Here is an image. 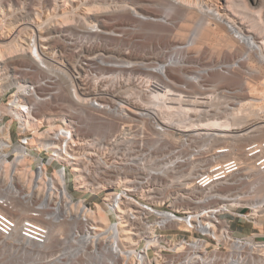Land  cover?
Listing matches in <instances>:
<instances>
[{
    "label": "built area",
    "instance_id": "1",
    "mask_svg": "<svg viewBox=\"0 0 264 264\" xmlns=\"http://www.w3.org/2000/svg\"><path fill=\"white\" fill-rule=\"evenodd\" d=\"M229 27L249 48L237 25ZM86 29L101 37L97 24L64 31L68 52L54 41L62 31L50 27L51 36L42 40L34 25L23 42L28 59L10 66L4 78L12 84L0 94V135L7 129L17 151L4 147L0 177L3 161H10V179L20 189L13 199L28 213L18 223L12 199L2 196L13 192L0 193V246L15 234L45 245L49 230L40 223L54 221L40 215L45 209L73 224L75 241H87L85 256L71 249L74 264L82 256L97 264H264V236L257 238L253 226L264 213V138L245 144L241 162L224 158L223 144L163 134L169 126L151 111L150 93L163 89L150 76L151 61L135 65L97 39L81 40ZM200 66L194 61L185 68ZM205 78L200 93L184 89L189 108L209 110L212 90L235 95L210 89V76ZM18 153L34 159L25 161L26 174L18 170ZM28 187L36 190L34 199L25 198ZM43 197L47 205L41 208ZM96 203L110 218L106 227L92 219L98 218Z\"/></svg>",
    "mask_w": 264,
    "mask_h": 264
},
{
    "label": "bare ground",
    "instance_id": "2",
    "mask_svg": "<svg viewBox=\"0 0 264 264\" xmlns=\"http://www.w3.org/2000/svg\"><path fill=\"white\" fill-rule=\"evenodd\" d=\"M16 1H18V3L14 4L12 3V0H0V94H3L5 90H7L8 87L12 84V81H9L7 84H4V78L6 76L7 71H9V67L17 66V64H19L17 63V61L19 60L28 59L26 58V55H24L26 47L23 42L25 41V35H29L32 31V27L30 26L31 24H34L35 28L39 30L38 33L42 40L48 38V36H51L50 32L48 31L50 28L49 25L57 27L60 31L63 32V34L59 36V38L56 37L54 39L55 44H58L59 46L63 47V49L68 52L71 50V48H68L66 44H64L63 37L64 31L66 32L73 30V28L64 27L68 26V24H73L74 20V18L68 17L67 9L66 11L63 10L62 13L58 15L54 14L55 7H47L46 11L48 16L46 18L53 19L54 15H57L60 20L59 22H57L58 20L55 19L57 22L56 24H54L53 22L42 24V22H40V19H37L39 18V16H41L40 14H42V12L40 9H38V6L36 5L34 9L35 13H32L36 16L34 17V19H32V21H20L22 18L26 19L25 17L20 15L21 17L16 18L14 23V21L11 20V18L9 17L18 14L23 15L25 13H31L24 9L26 3L23 0ZM71 1L64 0V3H68ZM99 1H90L91 5L89 7H87V5V8L85 7L86 19L83 18V20H85V25H83L86 27L87 25L89 26L97 24L100 27L102 33L101 37H96L87 29V33L85 32L84 37H87L88 41L90 39H97L98 41L106 45V51H108L109 53L114 52L118 54L121 59H134L136 61L134 63L135 65L142 64L143 62L141 63L140 61L145 59H149L151 61L150 76L155 81H157L159 85L163 88L162 90H157L153 91V93H150L151 111L154 113H158L161 116L163 122L169 126V129L164 131L163 134H175L177 136L188 135V137L193 138L191 139V144H197L198 141L208 146H216L218 144H223V146L228 147V151L223 156L224 158L233 157L241 162H244V157L246 154L244 149L245 144L264 138V108L262 107L261 110H259L260 112L258 111L259 113L251 112L252 110H257L261 106L262 102L264 101V96H251L250 94H247V90L246 95L244 97L239 96L237 93L240 92V89L228 86L224 89H228L235 95L230 96L226 94V92L215 94L214 90H212V94L208 93L211 97L210 109L206 110L200 107H195L193 109L189 108L188 105H185L187 101L184 99L183 94H185L184 89L186 88L187 92L190 94L200 93V91L203 89V86L206 85L205 76H211L213 72H217L216 70L221 68L222 66L233 68V71L237 70L239 72H242L247 78H249V76L254 71H259V73L262 71V67L258 66L257 68H254V66L251 65L252 63L249 65L248 62L252 59V55H254L258 58L260 64L264 63V38L259 39L257 36H255V34L250 32V30L244 28L242 23H239V21L229 16L227 12H229L231 9H234V11H236L237 8L241 6H249L251 12L261 20V25L264 27V0H261L260 5L254 7L250 5L249 0H225V6L219 4L218 1L215 2V0H101L102 3L101 1ZM5 2L10 5V9H12L13 7H17L19 8V10L12 9L13 13L8 15L5 12V7L3 6ZM21 3L24 5L21 6ZM17 4L19 6H17ZM160 5L165 6H163L161 9ZM109 8L115 9L114 11L118 10L122 12L124 11L128 14L130 13V15L136 18V21L142 23L147 22L148 26L149 24L151 25V21H162L160 17L161 15L169 16L168 19H171V21H173L178 26L176 32H171V35H173L172 38L176 39V41L180 39L182 41L176 43L174 42L175 44L174 46H172V50L170 51L171 54L169 55L168 59H166L165 56L157 57L151 56V54L137 55L134 53V50L130 48H128L127 50L121 49L117 51L108 45L106 38H121L125 32L127 33V31L129 30L130 32H132V29L134 31V28H132L133 26H130L133 25L134 22L133 24L130 23L131 21L129 23L127 22L126 24L128 25L119 24L118 28L115 29H105L107 28V26L105 25H109V23L107 22L108 19L107 21L105 19L101 20L98 14L99 12L109 11ZM155 8L160 9L156 10ZM224 9L229 11L224 12ZM71 16L73 17V15ZM135 18L133 19L135 20ZM8 20L11 21L9 23H6V21ZM27 23H29L30 25ZM229 23L230 25H237L240 34H242L243 37H246V41L250 46L249 48L246 47L244 43L241 42L240 39L235 36V33H233L231 29H229ZM194 24H199L200 26L199 30L193 32L195 36L192 37L195 40L192 38L191 39L194 42L190 39L184 40L188 36L189 30H191L190 27ZM263 27H261V29ZM196 28L198 29V27H195V30ZM112 30L118 31V34L115 35ZM187 38H189V36ZM251 38L253 41H249ZM200 41L214 42L215 46L212 47L211 52H214V54L217 53L216 55L218 56L221 55L223 46L227 48H233L236 42V44H238V46L242 49V54H240L237 59H234L232 61H224L225 63L220 61L211 62V64L210 62L207 64L203 63V65L200 66V69L198 71H190L185 68L186 66H189V64H191L189 61H187L189 59L188 55H183L182 57H180L177 56V54L189 52V50L191 49L190 46L193 43H196L195 45L196 47H198L199 45L197 43L200 44ZM139 59L140 61H138ZM240 59H242L243 61L246 60V65H238ZM171 67L179 68L180 72L176 71L175 69L173 70ZM177 73H179V75L181 76L180 81L176 79L175 75H177ZM210 81V83L213 85L212 87H210V89H213L214 86L219 85L218 83L214 82L211 77ZM231 100L233 105L231 103ZM66 102L69 103L70 101ZM228 102L231 103V106H228ZM9 125H11L12 128L14 127L15 122L11 121V124ZM39 126L40 123L35 124L32 128L36 129ZM97 127H101V125ZM9 133L10 132L7 133V129H4L3 134L0 135V155L5 152V148L8 150L9 153L17 151V147L14 146L15 141L13 135ZM30 142H33V139H31ZM10 145L12 146L10 147ZM33 160V157L20 156L18 153L17 158H15V161L18 163L17 167L19 172L21 174H26L28 171V165L25 163V161L31 162ZM11 165L12 164L10 163V161H3L2 167L4 168L2 170L4 174H2L3 180L1 179V176L0 181H3L4 184L0 187V193L2 194L3 190L6 189H8L10 192H13L12 194H5V192L2 194V196H7L12 199V203L17 208V210L14 212L19 213L17 217L13 216L14 213H11V215L15 217L14 219H16V221L19 223V219H23L19 218V216L28 213V209L26 206H23L20 203L17 204V200L13 199L14 194L20 192V189L14 187L10 179L9 170ZM247 166L249 169L254 168L251 164ZM55 174H57L58 179H60V174H58L57 172H55ZM35 193V189L28 187L24 191V196L26 199H34ZM108 193H106V196L104 198L105 201L109 200L110 196ZM46 202L47 198L43 197L38 203L39 206L43 208L45 205H47ZM96 205L99 209L98 218L92 219L98 222L100 228L106 227L109 224L110 218H108V215L104 211L101 204L96 203ZM187 208L191 209L192 207ZM57 214L58 213L56 211H47L45 209L40 210V215L50 216L54 219L53 222L47 223L46 218L45 221H41L42 223L39 222L44 227H47L49 230L48 240L45 245L39 246L33 243L29 244L27 241H24L19 235L15 234L10 240L6 241L7 243L1 244L0 254H17L18 257L19 255L23 254L24 257L20 256V258L23 257V260L21 262H17L19 261V259L15 257L18 259H16L17 261L15 260L16 263L20 264H74L75 259L72 258V254L70 252L71 249L80 248L81 252L85 256L86 250L84 249V247L87 245V241H75L72 236L73 224L67 220L60 222L59 220H57L60 219L57 218ZM258 216L253 226L258 228L257 232L254 233H257L255 235L257 236V238H260L264 236V213L262 214L259 212ZM99 227H97L96 232H99L101 230ZM97 243L98 242H96V244ZM55 248H58V251L60 252H54ZM94 251L97 252V255L99 257L102 256L100 250H98V246L95 247ZM84 260L85 259L82 256L81 264H97V262L85 263Z\"/></svg>",
    "mask_w": 264,
    "mask_h": 264
},
{
    "label": "rangeland",
    "instance_id": "3",
    "mask_svg": "<svg viewBox=\"0 0 264 264\" xmlns=\"http://www.w3.org/2000/svg\"><path fill=\"white\" fill-rule=\"evenodd\" d=\"M23 1L26 3V6H24V9L27 10L29 13L30 12L31 13L30 14L25 13L23 15L18 14V15L9 17V18H11V20L14 21V23H15L16 18L21 17V16L25 17L26 19L22 18L20 21H25V20L26 21H32V19H34V17L36 16L35 14H32V13L34 12L35 6L37 5L38 9L41 10L42 14H40L41 16L37 15V16H39V18H37V17L36 18L38 20L40 19V22H42V24H47V23H52V22L54 24H56L57 22H59L60 19L57 17V15L56 16L54 15V17H53L54 20L52 18H50V19L46 18L48 16L46 8L47 7L48 8L55 7L54 14L59 15L62 13L63 10L66 11V9H67L68 17L74 18L73 24H68V26H64L65 28H73V29L77 28L78 30H82L85 27L84 26L85 20H83V18L86 19V14H85L86 8L91 5L90 1L94 2L95 0H85V2H84V0H80V1L78 0L79 2L77 0L76 1L69 0L71 2H68V3H64V0H62V1L61 0H23ZM216 1H218L219 4H221L222 6H225V4H226L225 0H215V2ZM249 2H250V5L252 7H254V6L260 5L261 0H249ZM9 3H10V1H9ZM12 3L16 4V3H18V1L12 0ZM101 3H102V1H101ZM23 5L24 4L21 3V6H23ZM3 6L5 7V12L8 15L13 13L12 9L13 10H16V9L19 10V8H17V7H13L12 9H10L9 8L10 5H8L7 2H5L3 4ZM17 6H19V5L17 4ZM163 6H165V5H160V8L162 9ZM241 7L237 8V10H236L237 12L234 11V9H231L230 11L224 9L223 11L224 12L229 11V12H227L229 14V16H231L235 20L239 21V23H242L244 28L250 30V32L255 34V36H257L259 39L264 38V27L261 25V20L251 12V9L249 8V6H247V7L241 6ZM160 8H155V9L157 10ZM103 9H104V7H103ZM114 10L115 9L111 8L109 11L99 12V14H98L100 16L101 20L105 19L107 21V19H108L107 22L109 23V25H105V26H107V28H105V29H109V28L115 29V28H118L119 24L120 25L121 24L122 25H128L126 23L127 22L129 23L131 21L130 23L133 24V22H134V24L130 25V26H133L132 28H134V31H135L134 32L132 29V32H133L132 33L129 30V31H127L128 34L125 32L127 35L124 33V35L121 38H112V37L106 38L108 45L117 51L121 50V49L127 50L128 48H130V49H133L134 53L137 55L151 54V56H157V57H160V56L164 57L165 56V58L168 59L169 55L171 54L170 51L172 50V46H174V44L176 42L182 41L181 39L176 41V39L172 38L173 35H171V32H173V33L176 32V29H178L177 28L178 26L173 21H171V19H168L169 16L161 15L160 17H161L162 21H159V22L151 21V25L149 24V26L151 27L150 28L148 26L147 22L142 23V22L136 21V18L133 17L132 15H130V13L128 14L124 11L122 12V11H118V10L114 11ZM71 15H73V17ZM0 17H1V9H0ZM108 17H110V18H108ZM133 18H135V20ZM263 18H264V16H263ZM28 19H30V20H28ZM45 19L48 21H46ZM55 19H57L58 21L56 22ZM11 20L6 21V23H9ZM49 20H50V22H49ZM27 24H29V23H27ZM27 24H26V26H27ZM259 25H260V27H259ZM30 26L33 27L34 24L33 25L31 24ZM50 27L55 28V29L57 28L53 25ZM195 27H198V29L196 28V30H195ZM199 27H200L199 24H194L193 26H191L190 27L191 30H189V32H188L189 38H187L188 37L187 36L186 39H184V40L194 39L193 37L195 35L193 34V32H196L197 30H199ZM261 27H263L262 28L263 30L261 29ZM113 31L118 32V31L112 30V32ZM10 32H12V31H10ZM80 39L81 40H88V38L84 37V35H82L80 37ZM200 42H201L200 44L197 43L199 45L198 47H200V45H201L200 48L196 47V45H195L196 43H193L190 46L191 49L189 50V52L183 53V54L178 53L177 56L182 57L183 55H188L189 59L187 61H189L191 63L194 61H197V62L201 63V65H203V63L207 64L210 62V64H211V62H217V61L225 63L224 61H226V62L232 61L234 59H237L238 56L240 54H242V49L238 46V44H236V42H235V45L233 48H227V47L223 46V50H222V53L220 56L216 55L217 53L214 54V52H211L212 47L215 46L214 42H211V41H200ZM210 42H211V44H210ZM202 43H203V45H202ZM252 59L248 62L249 65L252 63L251 65H253L254 68H257L258 66L262 67L261 72L263 74L261 72L259 73V71L258 72L254 71L249 76V78H247L244 73L239 72L237 70L236 71H233V70L229 71L225 68H219L216 70L217 72H213L210 77L214 82L219 84L217 86L220 88V90L224 89L225 87L232 86L236 89H240L239 90L240 92L237 93L239 96L244 97L246 95V90H247V94H250L251 96H264V86H263V84H264V63L260 64L259 63L260 61L254 55H252ZM24 61H25V59L19 60V61H17V63L21 64ZM241 62H242L241 65H246V63H245L246 60L241 61ZM19 64H17V65H19ZM172 69L173 70L175 69L176 71L180 72L179 68L173 67ZM175 76H176L177 80H179V81L181 80V76L179 75V73H177V75H175ZM262 107L264 108V101L262 102L261 106L257 110H254V111L250 110V111L256 113L259 110H261ZM259 115H261V114H259ZM244 141H243V143H244ZM20 256H23V254L19 255V257L17 256V254H0V264H3V263L4 264H8V263L20 264V263H16V261L18 259H19V261H17V262H21L23 260L24 256L21 258H20ZM15 257H17L18 259Z\"/></svg>",
    "mask_w": 264,
    "mask_h": 264
}]
</instances>
